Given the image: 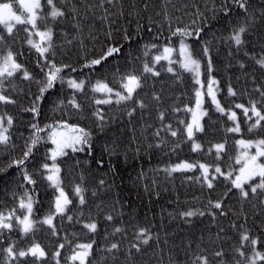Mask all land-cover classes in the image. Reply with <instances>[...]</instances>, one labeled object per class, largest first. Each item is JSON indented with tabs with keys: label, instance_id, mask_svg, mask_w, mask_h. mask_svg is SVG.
Here are the masks:
<instances>
[{
	"label": "trees",
	"instance_id": "16d2710c",
	"mask_svg": "<svg viewBox=\"0 0 264 264\" xmlns=\"http://www.w3.org/2000/svg\"><path fill=\"white\" fill-rule=\"evenodd\" d=\"M0 2L19 8L17 0ZM53 3L66 16L53 20L52 6L41 0L38 15L45 19L38 21L37 29H53L52 48L45 57L62 69L61 79L39 101L36 98L46 82L49 65L27 43L30 37L25 27L32 31L31 38L38 36L31 25L15 23L13 33L9 34L5 25L0 24V36L4 37L0 40V57L11 50L16 54V62L22 65L21 70L0 84V93L15 101L0 103L5 126L7 116L13 118L8 133L10 143L0 145V213L15 210V216L21 215L20 200L27 198V192L33 200L31 217L36 222L27 234L21 231L15 217L11 219V229H0V264H6L3 249L9 245L20 251L34 243L43 247L45 257L36 260L29 255L11 264H80L70 256L83 243L91 244L85 264H202L200 258L206 259L207 264H249L254 252L250 240L241 241L245 232L257 239L256 251L264 253V194L252 195L245 185L250 195L241 198L231 183L242 165L236 141L264 139V121L250 132L256 117L249 119L251 111L245 115L243 108L236 107L251 109V102H256L264 113L260 94L264 91V68L253 59V54L256 58L264 54V0H247V17L233 0ZM225 8L229 10L227 14ZM246 20L250 26L243 36L244 44L237 48L228 37L234 26ZM177 27L193 33L197 28L201 31L199 36L181 38L172 35ZM181 39L200 62L203 73L214 76L219 104L225 110L221 112L208 98L204 100L203 131L195 132L193 138L201 145L197 151H193L194 140L186 134L189 109L196 96L194 77L178 62L154 60L164 46H178ZM112 48L119 51L105 57ZM101 57L105 59L100 64L91 65L92 60ZM145 64L151 72L144 71ZM24 69L31 79H24ZM129 73L140 78V87L132 100L95 103L101 97L93 91L95 82L103 81L122 90L123 78ZM70 79L84 81L83 89L70 88ZM229 88L235 95L229 94ZM72 99L80 105L79 109L72 107ZM34 105L36 113L29 110ZM228 110L236 114L234 121ZM97 111L104 117L102 123L94 115ZM235 122L240 131H228ZM64 123L90 132V147L85 145L83 151L76 152L67 148L65 155L56 158L61 186L71 203L63 214L53 216V233L42 218L55 213L57 191L46 179L47 171L41 165L52 162L50 137L53 132L66 129ZM32 125L42 130L38 133L41 140L22 168L13 161L23 157L34 132ZM172 131L177 135L173 136ZM218 143L225 144L219 156L213 147ZM183 161L219 166L231 176L216 174L209 189L199 167L168 174L166 170ZM25 169L34 184L24 180ZM259 180L254 178L252 184ZM77 185L84 190L83 204L75 193ZM210 201H220L222 208H213ZM188 211L196 215H181ZM201 212L204 214L200 215ZM92 223L96 224L95 231L86 227ZM117 228L121 231L117 232ZM140 229L147 230V243L143 242ZM112 244L118 248L111 249ZM57 252L59 256L55 255ZM218 252L220 256L216 255ZM256 264L264 261L257 260Z\"/></svg>",
	"mask_w": 264,
	"mask_h": 264
},
{
	"label": "snow or ice",
	"instance_id": "6c2138e0",
	"mask_svg": "<svg viewBox=\"0 0 264 264\" xmlns=\"http://www.w3.org/2000/svg\"><path fill=\"white\" fill-rule=\"evenodd\" d=\"M111 2V0H109ZM101 3H103V0H101ZM233 3L237 5L240 9L244 10L245 16L247 17L248 14V8H247V0H233ZM19 4L21 8L23 9V12L27 14L26 18H22L23 13L21 15H17L16 11H14V5L12 3L7 2H0V24H4L7 27V32L9 34L13 33V25L11 24V21H15L19 25H31V29L35 30V35L40 38L39 42H35L31 36L32 31H29L27 27H25V31L29 32V39L27 40V43L36 50L37 53L41 57H45V54L48 53L52 48V39H53V29L51 27L47 28L44 31H39L37 29V23L39 20H44L45 17L38 15V10L41 9V0H19ZM47 4L52 6V11L50 12V16L53 20H56L58 17L63 18L66 16V13L59 8H57L53 0H47ZM73 12H75V9H72ZM225 14L228 13V9H224ZM197 19H199V15L197 16ZM196 21L194 20L193 23ZM249 22L246 20L245 22H242L239 24V26H234L232 32L230 33L228 39L234 43L237 48L242 46L244 44L243 36L249 29ZM78 27V25L76 26ZM201 29L197 28L195 33L192 31H189L187 28H180L177 27L175 31L172 33L173 36H180L181 38L186 36H192L193 34L199 36V32ZM4 37L0 36V40H3ZM71 41H69L70 43ZM152 47H155L153 45ZM119 49L112 48L109 50L108 53L105 54V57L108 55H111L113 52H117ZM173 52V48L165 46L163 49V55L156 56L154 60L156 62L160 61L161 59H169L170 54ZM205 54H207L208 49L205 47L204 49ZM180 53L182 57V67L186 71H190L194 73V77L196 78V83L199 84L200 81L198 79L199 77V70H200V62L193 58L191 52L188 50V45H186L181 39L180 42ZM262 53H264V49H262ZM15 55L11 50L7 51L6 55L3 57H0V84H2L3 79H6L8 77H12L15 73H17L19 70L22 69V65L16 62ZM105 57H101L100 59L92 60L91 65H98L101 63ZM253 59L255 60V63L259 65L261 68H264V54H261L259 58H256L255 54H253ZM46 63L49 65V70L45 73L46 82L42 84L40 87V96L36 98L37 101H39L44 93L51 89L54 85V82L61 79L60 72L61 68L57 67L54 63L51 61H48L45 57ZM90 66V65H89ZM67 67V66H64ZM241 67H243V64H241ZM74 71V69H73ZM144 71L151 72L152 69L145 64ZM168 71H172V68H169ZM158 75V73H156ZM23 77L24 79H31V76L29 72L24 69L23 70ZM124 82L122 84V87L125 89L126 94H122L121 92L117 91L115 92V96L117 97L116 102L119 104L122 101L132 100L133 99V93L135 92L136 88L140 87V78L136 76L135 74L129 73L126 77L123 78ZM41 83V82H37ZM216 82L214 80H210L208 84V95L211 96L213 103L216 104V107L219 111L224 112L225 110L220 106L219 102L216 100L215 93L213 91V84ZM68 85L70 88L75 90H82L84 86V81L77 82L76 80H69ZM260 91V89H257ZM93 91L95 92H101V93H108L111 94L113 92V89L110 88L106 83L103 82H97V84L93 87ZM229 94L235 95L233 90L229 88ZM261 98L264 99V91L260 92ZM201 96L202 93L198 89L196 91V106L197 109L200 108L201 105ZM159 99V97H156ZM0 103H15V101L11 100L8 96H5L4 94L0 93ZM73 108L79 109L80 105L76 103L75 99H72L70 101ZM96 104H107L111 103V99H104V100H96ZM139 103V106L141 108L144 107V104L140 101H137ZM237 108H243L245 115L251 111V116L248 118L251 119L252 116L256 117L255 124L251 125L249 128V131H253L257 127L261 126V122L264 121V113H262L256 106V102H251V109L245 108L243 105H236ZM33 113L37 112V106L34 105L31 109H29ZM189 111H192L193 119L191 123H188L186 125V134L187 138L189 140H192L194 137L195 132H201L203 131V128L200 123V118L205 115L204 112H197L192 109H189ZM129 115L132 114L131 111L128 113ZM98 117V119L103 122L104 117L97 111L94 113ZM163 113L160 114V118L163 119ZM231 120L236 119V114L233 112L230 117ZM183 123V121L181 122ZM13 124V118L11 116H7V126H5L4 123V117H0V145H8L10 143V135L9 129L11 128ZM34 132L32 134V138L30 140V143L26 145V150L23 153V157L19 160L13 161V164L20 166L23 168L25 165V161L29 158L30 154L32 153L33 148L40 142L41 137H39L38 133L42 131L39 129L36 125H32ZM64 128H69V126L64 123ZM170 128V126H168ZM71 134L70 135H64L60 134L59 138H57V134L55 132L51 135V141L52 144L55 145V148L51 151V159L53 163L51 166L48 163H44L41 165V168L43 170H46L48 172V175L46 176V179L50 182V185L53 186L57 192L58 195L55 197V213L52 215L46 216L42 223L48 225L50 228H53V233H55V228L53 226V216L56 214H63L65 212V208L71 201L65 194L62 186H61V180H60V168L56 165L55 161L56 158L59 156L65 155V149L71 148L73 152L76 151H83L84 146L88 145L90 147L89 141L91 133L85 130L84 128H80L78 126H71ZM230 132H239L240 128L237 125L236 127L228 129ZM171 134L173 136L177 135L176 131H172ZM157 135L159 133L157 132ZM253 141H246L243 139L237 140L236 144L239 145L244 152L248 148H251L253 146ZM256 146V154L254 156L247 157V162L245 163L244 167L240 169V174L236 176L234 180L231 181L233 187L237 190H239L241 198H248L250 195V192L252 195H259L264 194V164L257 163V159L259 157H264V139L258 140L255 142ZM216 150L217 156L225 149V144L218 143L213 146ZM201 148V145L198 143H193V151H197ZM211 151V149H210ZM239 162V158H238ZM195 167L193 164H189L187 162H181L180 164H177L173 166L171 169L166 170L168 171V174L171 175L174 171H182V170H189ZM208 165L205 164H199V168L202 171V179L203 182L207 184V187L211 189L213 187L212 181L216 179L215 174H219L220 176H225L226 178L231 176V173L225 174L221 171V168L219 166L215 167L214 173L211 175L210 178V172H209ZM254 177H259L260 182L258 184H249V181L253 180ZM200 179V178H198ZM24 180L28 183L34 184L35 181L32 180L31 176L28 174L26 169L24 170ZM103 183V181H101ZM245 185H248L249 190H246ZM260 190V192H258ZM83 189L77 185L75 187V193L80 197V203L83 204L85 202L84 196H83ZM230 191V190H229ZM27 197V200L24 199L20 200L19 207L27 210V215H24L21 219L18 216H15V210H12V212L9 213L7 217H5L2 213H0V229H11L13 227L12 223L10 222L13 217L18 221V224L22 226L21 231L25 234L31 232L35 226V221L31 219V213L33 209V200L30 195H28L27 192L24 194ZM211 206L215 209H221L222 204L220 201L216 202H209ZM261 204H264V200H261ZM200 215H203L204 213H199ZM182 216L190 217L193 215H196L193 211H188L181 213ZM72 217H69V220H71ZM109 220L112 219L111 216L108 217ZM9 221V222H6ZM86 227L89 228L91 231H95L96 224H88ZM117 232L121 231L119 228L116 229ZM140 234L144 236V243L148 242L149 237L147 236V230L146 229H140ZM251 242V245L253 246V252L254 257L250 258L249 264H256L257 260L264 261V253H261L259 251H256L255 245L257 244V239L251 238L250 235L245 232L242 234L241 241L242 243L244 241ZM61 248L63 245L60 246ZM78 247L82 249H89L91 248V245H79ZM133 247H136L133 245ZM118 248L117 244H112L111 249ZM110 249V250H111ZM137 250H139L137 248ZM4 253H6L5 256V262L6 264H11L12 261L18 260L19 258L26 257L31 255L32 257L36 258V260H40L41 258L45 257L46 253L41 248L39 244H33L30 248L27 250H20L17 251L16 248L13 245H9L7 248L3 249ZM237 252H239L240 256L243 257L244 253L240 251V249H237ZM56 256H59V252L55 254ZM87 251L84 252H77L75 253L71 259L72 260H80V264H84V257L87 256ZM217 256H220L221 253H216ZM202 260V264H207V260L204 258H200ZM57 264L59 262L57 261ZM237 264H240V261H237Z\"/></svg>",
	"mask_w": 264,
	"mask_h": 264
},
{
	"label": "rangeland",
	"instance_id": "374dc122",
	"mask_svg": "<svg viewBox=\"0 0 264 264\" xmlns=\"http://www.w3.org/2000/svg\"><path fill=\"white\" fill-rule=\"evenodd\" d=\"M17 2H18V5H19V8L18 9H16V8H14L13 10L14 11H16V14L17 15H21L22 13H23V16H22V18H26V16H27V14L26 13H24L23 12V9L21 8V6H20V4H19V0H17ZM26 2H27V0H26ZM7 3H9V2H7ZM16 22L13 20V21H11V24L12 25H14ZM4 25V24H3ZM6 27V26H5ZM7 28V27H6ZM39 31H44V29L43 30H39ZM34 32H35V30H34ZM33 39V38H32ZM35 42H39V40H40V38L39 37H37V39H33ZM185 43V42H184ZM186 44V43H185ZM187 45V44H186ZM168 47H171V48H173V52L170 54V56H169V59H161V60H164V61H167V62H173V61H175V62H178L179 63V65L182 67V57H181V53H180V44L178 45V46H168ZM164 49V48H163ZM163 49L161 50V51H159L158 53H156L155 55H154V58L156 57V56H159V55H163ZM189 50V49H188ZM6 55V54H5ZM3 57V56H2ZM194 58V57H193ZM195 59V58H194ZM197 60V59H196ZM183 68V67H182ZM199 72H200V74H199V77H198V79H199V81H200V83L199 84H197L196 83V91L199 89L200 91H201V93H202V96H201V105H200V108L199 109H197V106H196V100H197V97L195 96V102H194V104H193V106H192V110H194V111H197V112H204L205 111V108H204V105H203V103H204V100L206 99V98H208L209 100H210V102L211 103H213V101H212V98H211V96H209L208 95V84H209V81L210 80H214L215 82H216V80H215V78H214V76L213 75H211V73H208V74H204L203 73V71H202V67H201V65H200V70H199ZM192 74H193V77H194V73L193 72H191ZM194 79H195V82H196V78L194 77ZM77 82H80V80H76ZM98 82H103V81H98ZM103 83H106V82H103ZM97 84V82H95L94 84H93V87L95 86ZM107 84V83H106ZM108 85V84H107ZM109 86V85H108ZM110 88H112L113 89V92L111 93V94H108V93H101V92H97V93H99L100 94V98H98V100H104V99H111V101H113V100H117V97L115 96V92H117V91H119V92H121L122 94H126V91H125V89L124 88H122V90H120V89H115V88H113V87H111V86H109ZM213 91H214V93H215V96H216V100L219 102V100H218V94H217V84L215 83V84H213ZM215 106H216V104L215 103H213ZM228 115H229V117H230V115L233 113V111H229L228 110ZM192 119H193V114H192V111H191V113H190V119H189V122L188 123H191L192 122ZM257 119V118H256ZM201 120H202V117L200 118V123H201ZM234 121V120H233ZM237 126V123L235 122V124H234V126L233 127H236ZM70 129H71V126H69V128H66V129H62V130H57V131H55V133L57 134V138H59V136H60V134H64V135H70L71 134V131H70ZM194 135H195V133H194ZM194 138V137H193ZM240 139H242V138H240ZM239 139V140H240ZM194 140V139H193ZM243 140H246V141H249V140H247V139H243ZM258 140H261V139H257V140H250V141H253L254 143H253V146L251 147V148H248L247 150H246V152H244V150L238 145V148H239V152H240V156H241V158H242V165H241V167L239 168V170H238V172L236 173V175L233 177V180L236 178V176L237 175H239L240 174V169L242 168V167H244V165H245V163L247 162V157H250V156H254L255 154H256V146H255V142L256 141H258ZM194 142L195 143H198L196 140H194ZM55 148V145H53V147H52V149L50 150V157H51V151L53 150ZM66 150V149H65ZM183 162H187V163H189V164H193V165H195V167H199V164H205V165H208V166H210L209 167V172H210V178H211V175L212 174H215L214 173V169H215V167H217V166H215V167H213L212 168V166L210 165V164H206V163H202V162H200V163H196V162H188V161H183ZM53 163V161L51 162V163H49V165L51 166V164ZM55 163H56V165L58 166V163L55 161ZM181 163V162H180ZM180 163H177V164H180ZM257 163H259V164H264V157H259L258 159H257ZM177 164H174L173 166H175V165H177ZM172 166V167H173ZM59 167V166H58ZM171 167V168H172ZM195 167H193V168H195ZM170 168V169H171ZM46 175H48V172L46 173ZM216 175V174H215ZM254 178H256V177H254ZM253 178V179H254ZM260 182V180L257 182V183H255V184H258ZM249 184H252V180L251 181H249ZM64 190V189H63ZM57 191V190H56ZM64 192H65V190H64ZM65 194H66V192H65ZM58 195V192L56 193V196ZM67 195V194H66ZM25 201L27 200V198L26 199H24ZM54 207H55V201H54ZM23 209V208H22ZM9 213L10 212H7V213H4L3 215L5 216V217H7L8 215H9ZM28 213H27V210L26 209H23V213L21 214V215H19V214H16V216H18V217H20L21 219L23 218V216L24 215H27ZM49 216V215H48ZM46 216H44L43 218H42V221H43V219L45 218ZM31 219H32V217H31ZM6 222H9V221H6ZM11 222V221H10ZM20 226V228H22V226L21 225H19ZM34 244H38V243H34ZM33 245V244H32ZM32 245H30L28 248H30ZM40 245V244H39ZM81 245H91L90 243H83V244H81ZM41 246V245H40ZM28 248H26V249H23V250H27ZM41 248L43 249V247L41 246ZM90 249L91 248H89V249H82V248H78L77 250H75L72 254H71V256H70V258L75 254V253H77V252H84V251H87V253L89 254V252H90ZM44 250V249H43ZM88 256V255H87ZM87 256H85L84 257V264H85V262H86V259H87ZM72 260V259H71ZM77 261L80 263V260L79 259H77Z\"/></svg>",
	"mask_w": 264,
	"mask_h": 264
}]
</instances>
